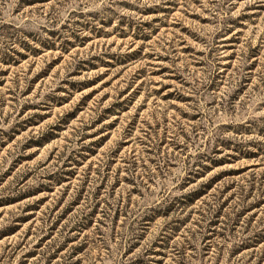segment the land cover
Returning <instances> with one entry per match:
<instances>
[{
	"label": "rangeland",
	"instance_id": "1",
	"mask_svg": "<svg viewBox=\"0 0 264 264\" xmlns=\"http://www.w3.org/2000/svg\"><path fill=\"white\" fill-rule=\"evenodd\" d=\"M0 264H264V0H0Z\"/></svg>",
	"mask_w": 264,
	"mask_h": 264
}]
</instances>
